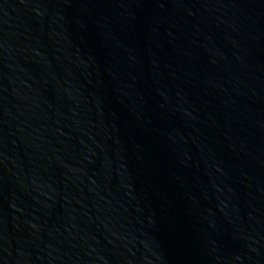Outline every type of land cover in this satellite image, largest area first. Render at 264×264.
I'll use <instances>...</instances> for the list:
<instances>
[{
    "label": "water",
    "instance_id": "water-1",
    "mask_svg": "<svg viewBox=\"0 0 264 264\" xmlns=\"http://www.w3.org/2000/svg\"><path fill=\"white\" fill-rule=\"evenodd\" d=\"M0 264H264V0H0Z\"/></svg>",
    "mask_w": 264,
    "mask_h": 264
}]
</instances>
